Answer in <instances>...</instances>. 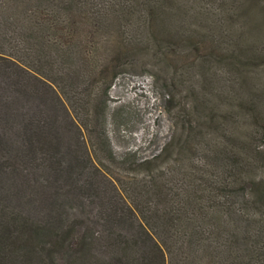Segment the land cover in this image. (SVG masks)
I'll use <instances>...</instances> for the list:
<instances>
[{"label":"trees","instance_id":"obj_1","mask_svg":"<svg viewBox=\"0 0 264 264\" xmlns=\"http://www.w3.org/2000/svg\"><path fill=\"white\" fill-rule=\"evenodd\" d=\"M140 54L171 71L175 91L184 85L190 114L204 111L221 71L231 75L227 109L248 113L262 144L239 145L238 134L234 144L203 143L196 128L138 165L133 153L117 157L109 91ZM262 61L264 0H0V153L11 152L0 157V264H264ZM196 75L201 93L186 85ZM20 90L49 97L21 115L8 101ZM66 104L76 150L47 116ZM14 115L31 132L10 151Z\"/></svg>","mask_w":264,"mask_h":264},{"label":"rangeland","instance_id":"obj_2","mask_svg":"<svg viewBox=\"0 0 264 264\" xmlns=\"http://www.w3.org/2000/svg\"><path fill=\"white\" fill-rule=\"evenodd\" d=\"M245 37H247V34ZM241 40L244 42V37ZM132 60L126 70L116 78L108 96L107 131L117 157H121L126 153H133L136 156L131 157V161L134 160L138 165L144 160L152 159L159 155L167 145L176 144L179 141L184 142L186 135L196 128L202 129L205 132L207 140H203V143L216 141V143L234 144L232 139L237 134L239 135L237 137L239 140L237 144L239 145L254 143L255 146H258V143H261L258 138L256 140L257 136L252 135L251 126H249V122L247 121L250 118L249 114L247 113V116L237 112L238 114L234 115L227 109L226 104L230 103L228 98L232 96L230 80L233 81V79L230 78L231 75L226 76V73L221 71L223 77L219 79V82L209 87L213 88L215 92L209 90L210 94L214 93V95L212 97L209 95V98L206 96L208 100H206L207 104L204 106V111L199 114H190L188 109H191L193 103H191L187 95V89H185L184 85L181 86L179 84L180 87L178 86V90L175 91L166 82L170 81L165 77L169 78L172 75L171 71H166L162 65L160 66L149 55L140 54L138 58L136 57ZM258 63L262 65L264 61ZM213 66L218 71L225 68L218 63ZM260 71L263 72L260 78L264 82V68H260ZM187 78L182 75L180 80H174L179 83ZM195 79L197 81L201 80L198 75L196 77L193 76V78L189 77L186 84L187 88L194 83L192 86L195 89L197 87V91L201 93L203 85L201 83L195 84ZM24 81L33 80L26 78ZM49 92L52 93L50 90ZM10 95L11 93L8 92L7 97ZM34 96V91L22 93V90H20L18 95L12 94L8 101L16 103L14 105L17 107H13L16 113L25 115L28 112L27 108L33 107L34 103L44 104V100L46 97H49V94L45 93V96L42 94L39 98H34ZM172 97L176 107L170 111L169 103ZM49 110L50 112H47V116L61 125V128L57 129L65 134V146L70 147V149H78L74 136L75 131L72 129V133L71 128L67 127L69 122L68 116L69 114H73L69 106L66 104V111L68 113L60 106L49 108ZM7 118H4L2 121L0 119V132H4L5 127H7V123H4V120ZM14 118L18 124L9 128L7 133H4V136L7 135V140L9 141L5 148L10 151L24 143L25 141L23 140L28 136V132H31L30 127L26 126L19 116L14 115ZM83 132L85 142L88 144L90 140L89 134H86L84 129ZM52 135H55V131H52ZM37 148L39 161L43 163L46 157L45 153H47L44 142H38ZM88 150L90 156L94 157L91 149L88 148ZM176 151L178 150L175 149L173 156L177 153ZM10 154L11 152L3 150L0 153V157L8 159ZM20 167L19 161L11 162L10 168H13L18 173H20ZM31 172L33 171L30 168L23 171L24 174ZM47 176L42 175V173L37 174L38 180L44 183H47ZM124 176L125 178H133V175L128 170L124 172ZM262 176L264 177V172ZM11 177L13 188H17L18 190L17 178L14 175H11ZM9 180H5L7 185L9 184ZM49 190L52 191V196H54L55 189L49 188ZM109 190L111 191L110 188ZM114 191L115 189L112 188L111 196L115 195ZM18 198L16 197L15 200ZM27 200L30 201L29 198ZM71 216L78 217L76 213L71 214Z\"/></svg>","mask_w":264,"mask_h":264}]
</instances>
